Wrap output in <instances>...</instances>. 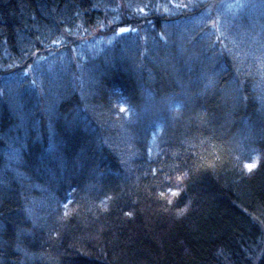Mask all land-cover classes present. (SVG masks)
I'll return each mask as SVG.
<instances>
[{"label":"trees","instance_id":"trees-1","mask_svg":"<svg viewBox=\"0 0 264 264\" xmlns=\"http://www.w3.org/2000/svg\"><path fill=\"white\" fill-rule=\"evenodd\" d=\"M0 264H264V0H0Z\"/></svg>","mask_w":264,"mask_h":264},{"label":"snow or ice","instance_id":"snow-or-ice-1","mask_svg":"<svg viewBox=\"0 0 264 264\" xmlns=\"http://www.w3.org/2000/svg\"><path fill=\"white\" fill-rule=\"evenodd\" d=\"M121 31H123V29H122ZM248 167H249V168H251V167H252V165H248Z\"/></svg>","mask_w":264,"mask_h":264}]
</instances>
